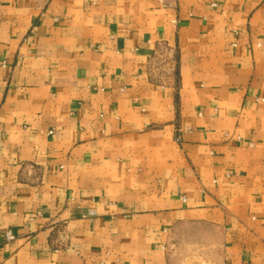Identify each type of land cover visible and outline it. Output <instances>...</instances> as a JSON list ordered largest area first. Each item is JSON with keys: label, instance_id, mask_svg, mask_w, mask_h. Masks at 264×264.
<instances>
[{"label": "crops", "instance_id": "crops-1", "mask_svg": "<svg viewBox=\"0 0 264 264\" xmlns=\"http://www.w3.org/2000/svg\"><path fill=\"white\" fill-rule=\"evenodd\" d=\"M166 1L0 0V264H264V0Z\"/></svg>", "mask_w": 264, "mask_h": 264}, {"label": "built area", "instance_id": "built-area-1", "mask_svg": "<svg viewBox=\"0 0 264 264\" xmlns=\"http://www.w3.org/2000/svg\"><path fill=\"white\" fill-rule=\"evenodd\" d=\"M162 6H166L168 4V1L166 0H158ZM182 200L184 201V197L182 196ZM4 240L5 241H10L14 239V235L9 231L6 230L3 232Z\"/></svg>", "mask_w": 264, "mask_h": 264}]
</instances>
